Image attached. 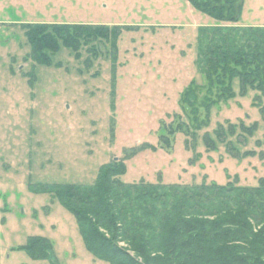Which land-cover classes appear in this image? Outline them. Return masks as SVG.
I'll use <instances>...</instances> for the list:
<instances>
[{
	"label": "rangeland",
	"instance_id": "374dc122",
	"mask_svg": "<svg viewBox=\"0 0 264 264\" xmlns=\"http://www.w3.org/2000/svg\"><path fill=\"white\" fill-rule=\"evenodd\" d=\"M65 23L130 29L117 39L114 63L105 41L80 47L79 59L61 48L52 65L33 61L23 25ZM215 24L186 0H0V264H48L19 249L31 236L50 240L59 264H108L86 250L72 214L30 190L39 183L90 185L112 160H124V183L236 178L255 187L264 178V95L249 88L241 95L237 79L234 97L212 106L207 125L194 131L192 148L182 133L169 150L158 147L162 124L175 115L188 122L181 94L191 82L204 84L198 28ZM238 25L264 27V0H244ZM254 126L251 135L242 129ZM143 144L156 150L126 158Z\"/></svg>",
	"mask_w": 264,
	"mask_h": 264
},
{
	"label": "trees",
	"instance_id": "16d2710c",
	"mask_svg": "<svg viewBox=\"0 0 264 264\" xmlns=\"http://www.w3.org/2000/svg\"><path fill=\"white\" fill-rule=\"evenodd\" d=\"M186 1L216 24L198 28L196 63L204 84L191 82L181 94L187 123L175 115L168 126H160L158 147L165 150L176 133L185 135L186 148L193 147L189 139L207 125L210 108L234 97L235 79L241 95L248 88L264 95V27L238 25L244 0ZM23 29L32 60L49 66L61 48L79 59V48L97 41L110 42L114 63L117 39L130 28L65 23L25 24ZM261 114L264 119V110ZM242 129L251 135L255 126ZM215 134L224 137L221 127ZM203 142L214 149L208 135ZM146 147L156 150L143 144L126 158ZM125 172L124 160H112L99 167L90 185L39 183L30 190L48 194L72 214L86 250L108 264H264V178L255 187L240 186L236 178L224 185L124 183ZM19 249L33 261L59 264L45 237L31 236Z\"/></svg>",
	"mask_w": 264,
	"mask_h": 264
}]
</instances>
